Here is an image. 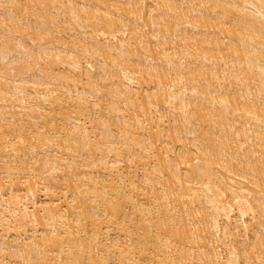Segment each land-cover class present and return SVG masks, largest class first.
Returning a JSON list of instances; mask_svg holds the SVG:
<instances>
[{
	"label": "bare ground",
	"instance_id": "6f19581e",
	"mask_svg": "<svg viewBox=\"0 0 264 264\" xmlns=\"http://www.w3.org/2000/svg\"><path fill=\"white\" fill-rule=\"evenodd\" d=\"M0 264H264V0H0Z\"/></svg>",
	"mask_w": 264,
	"mask_h": 264
},
{
	"label": "rangeland",
	"instance_id": "374dc122",
	"mask_svg": "<svg viewBox=\"0 0 264 264\" xmlns=\"http://www.w3.org/2000/svg\"><path fill=\"white\" fill-rule=\"evenodd\" d=\"M47 36H50V35H47ZM18 42V41H17Z\"/></svg>",
	"mask_w": 264,
	"mask_h": 264
}]
</instances>
